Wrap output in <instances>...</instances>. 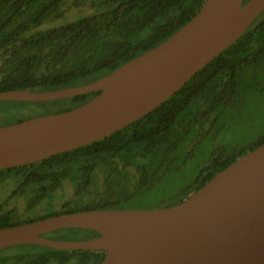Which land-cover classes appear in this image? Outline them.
Listing matches in <instances>:
<instances>
[{"label":"trees","instance_id":"trees-1","mask_svg":"<svg viewBox=\"0 0 264 264\" xmlns=\"http://www.w3.org/2000/svg\"><path fill=\"white\" fill-rule=\"evenodd\" d=\"M66 1L0 0V92H48L93 83L166 41L190 22L207 0H77L97 1L103 9L65 25L41 29L62 17ZM263 72L264 12L235 44L140 120L88 146L0 171V184L16 183L10 198L23 196L27 204L22 213L17 206L6 209L8 200L1 205L0 229L79 211L132 209L127 206L129 200L153 188L161 178V169L170 170L182 136L210 124L234 100L243 81L253 82ZM99 94L40 102L32 108L17 105L25 102H1L0 127L66 112ZM33 108L41 113L26 115ZM262 144L264 138L231 159L214 160L209 173L197 183L204 186ZM100 175L104 178L102 188L97 186ZM66 182L72 183L75 200L64 202L56 211L52 203ZM44 202L48 212L32 216ZM170 203L161 208L176 204ZM82 231L89 233L84 240L99 236L90 230L68 229L45 237L60 239ZM105 255L103 251L20 245L1 250L0 264H101Z\"/></svg>","mask_w":264,"mask_h":264},{"label":"water","instance_id":"water-1","mask_svg":"<svg viewBox=\"0 0 264 264\" xmlns=\"http://www.w3.org/2000/svg\"><path fill=\"white\" fill-rule=\"evenodd\" d=\"M263 12L264 0H207L166 41L93 83L48 92H0V103L51 102L100 92L72 110L0 127V171L88 146L140 120L235 44ZM68 229L99 236L77 241L45 237ZM33 244L103 251L101 264H264V144L177 205L79 211L0 229V251Z\"/></svg>","mask_w":264,"mask_h":264},{"label":"rangeland","instance_id":"rangeland-1","mask_svg":"<svg viewBox=\"0 0 264 264\" xmlns=\"http://www.w3.org/2000/svg\"><path fill=\"white\" fill-rule=\"evenodd\" d=\"M103 8L94 1L77 3V0H67L61 9L62 17L45 23L43 28H52L91 15ZM264 73V72H263ZM21 107H35L38 103H21ZM41 110L30 109L26 115H36ZM186 135V136H185ZM182 136L175 148V161L170 170L161 169V178L142 194L129 200L127 206L132 209H159L165 202H173L197 183L198 178L209 173V168L216 159H231L233 155L248 150L264 138V74L260 73L255 80L243 81L240 84L234 100L218 112L210 124L197 131L187 132ZM181 137L180 135H178ZM186 137V140L184 139ZM190 140V141H189ZM103 176H98V187L102 188ZM14 180L0 184V206L6 204V209L18 207L19 212L26 209V199L10 198L15 189ZM57 199L52 203L54 210H61L64 202H72L74 187L66 182L64 188L57 193ZM10 198V199H9ZM73 203V202H72ZM35 209L32 216L44 215L46 205ZM89 234V233H88ZM82 231L71 237H61L63 241L84 240L88 235ZM15 247V246H14ZM73 264V263H70Z\"/></svg>","mask_w":264,"mask_h":264},{"label":"flooded vegetation","instance_id":"flooded-vegetation-1","mask_svg":"<svg viewBox=\"0 0 264 264\" xmlns=\"http://www.w3.org/2000/svg\"><path fill=\"white\" fill-rule=\"evenodd\" d=\"M201 185V183L199 182V183H196V184H194V185H192L191 186V188L188 190V191H186L184 194H182L177 200H175V201H173V202H171L170 204H173V203H175L176 202V204H173V205H177V204H179V203H181V202H183L185 199H187V198H189L190 197V195L191 194H193L194 192H196V191H198L199 189H201L202 187L200 186ZM15 189H16V187H15ZM13 192V191H12ZM20 197H23V196H19L18 198H20ZM24 198V197H23ZM45 203V202H44ZM43 204V203H42ZM41 204V205H42ZM41 205H39L38 207H36L35 209H39L40 207H41ZM63 207V206H62ZM34 209V210H35ZM46 210H48V208L46 207L45 208ZM46 212H48V211H46ZM45 212V213H46ZM55 240H61V239H55Z\"/></svg>","mask_w":264,"mask_h":264}]
</instances>
